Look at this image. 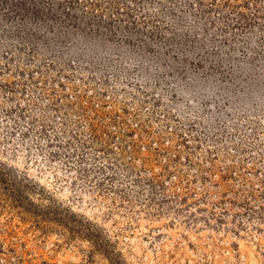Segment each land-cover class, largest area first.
Wrapping results in <instances>:
<instances>
[{"label":"rangeland","instance_id":"1","mask_svg":"<svg viewBox=\"0 0 264 264\" xmlns=\"http://www.w3.org/2000/svg\"><path fill=\"white\" fill-rule=\"evenodd\" d=\"M0 264H264V0H0Z\"/></svg>","mask_w":264,"mask_h":264}]
</instances>
